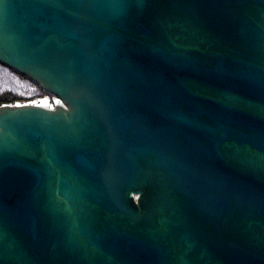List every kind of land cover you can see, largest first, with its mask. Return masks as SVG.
I'll return each mask as SVG.
<instances>
[{
	"label": "water",
	"instance_id": "obj_1",
	"mask_svg": "<svg viewBox=\"0 0 264 264\" xmlns=\"http://www.w3.org/2000/svg\"><path fill=\"white\" fill-rule=\"evenodd\" d=\"M0 264H264V0H0Z\"/></svg>",
	"mask_w": 264,
	"mask_h": 264
},
{
	"label": "trees",
	"instance_id": "obj_2",
	"mask_svg": "<svg viewBox=\"0 0 264 264\" xmlns=\"http://www.w3.org/2000/svg\"><path fill=\"white\" fill-rule=\"evenodd\" d=\"M55 102V95L45 91L29 77L0 63V105L41 101Z\"/></svg>",
	"mask_w": 264,
	"mask_h": 264
},
{
	"label": "rangeland",
	"instance_id": "obj_3",
	"mask_svg": "<svg viewBox=\"0 0 264 264\" xmlns=\"http://www.w3.org/2000/svg\"><path fill=\"white\" fill-rule=\"evenodd\" d=\"M44 99H48V100H50L48 97H45ZM55 99H56V96H55ZM43 100V99H42Z\"/></svg>",
	"mask_w": 264,
	"mask_h": 264
}]
</instances>
